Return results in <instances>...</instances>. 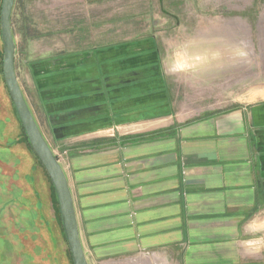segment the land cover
Here are the masks:
<instances>
[{"label":"crops","instance_id":"crops-1","mask_svg":"<svg viewBox=\"0 0 264 264\" xmlns=\"http://www.w3.org/2000/svg\"><path fill=\"white\" fill-rule=\"evenodd\" d=\"M29 70L19 85L68 179L89 264H264V97L192 117L154 39ZM1 126L0 168L15 177Z\"/></svg>","mask_w":264,"mask_h":264},{"label":"rangeland","instance_id":"rangeland-1","mask_svg":"<svg viewBox=\"0 0 264 264\" xmlns=\"http://www.w3.org/2000/svg\"><path fill=\"white\" fill-rule=\"evenodd\" d=\"M14 5L15 72L22 86L31 81L30 64L39 60L154 39L175 105L192 117L264 97V0H16ZM2 44L0 28V55ZM7 96L0 90V117L7 121L0 127L9 130L21 169L13 177L11 165L0 168V264H73L56 191L16 110L7 108Z\"/></svg>","mask_w":264,"mask_h":264},{"label":"water","instance_id":"water-1","mask_svg":"<svg viewBox=\"0 0 264 264\" xmlns=\"http://www.w3.org/2000/svg\"><path fill=\"white\" fill-rule=\"evenodd\" d=\"M14 4H16V0H3L1 4L0 28L3 42L2 59L5 85L21 121L20 124H22L26 132L30 146L43 165L56 191L66 242L73 264H89L80 238L77 215H75L76 211L68 179L59 163L58 157L53 153L38 124H36L37 122L19 85L17 72H15L17 45H15L11 19L15 8Z\"/></svg>","mask_w":264,"mask_h":264},{"label":"trees","instance_id":"trees-1","mask_svg":"<svg viewBox=\"0 0 264 264\" xmlns=\"http://www.w3.org/2000/svg\"><path fill=\"white\" fill-rule=\"evenodd\" d=\"M3 53H1V55H0V61H1V65L3 66ZM24 129V128H23ZM25 131V130H24ZM25 134H26V132H25ZM27 136V135H26ZM25 136V137H26ZM27 138V141H28V144H29V147H30V149L32 150V148H31V146H30V143H29V140H28V137H26ZM32 152H33V150H32ZM34 153V152H33ZM35 155V154H34ZM38 159V158H37ZM38 161H39V159H38ZM39 163H40V161H39ZM41 164V163H40ZM42 165V164H41ZM43 166V165H42ZM59 214V213H58ZM60 224L62 225V221H61V217H60Z\"/></svg>","mask_w":264,"mask_h":264}]
</instances>
